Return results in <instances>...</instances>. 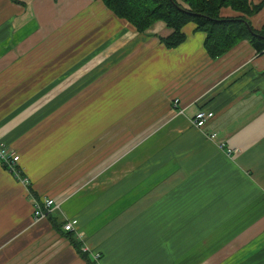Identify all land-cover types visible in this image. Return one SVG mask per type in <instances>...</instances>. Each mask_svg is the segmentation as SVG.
Instances as JSON below:
<instances>
[{"label": "crops", "instance_id": "1", "mask_svg": "<svg viewBox=\"0 0 264 264\" xmlns=\"http://www.w3.org/2000/svg\"><path fill=\"white\" fill-rule=\"evenodd\" d=\"M249 2L261 5L249 17L260 28L264 0ZM87 28L94 33L72 38ZM182 30L185 40L166 48L163 21L139 33L101 0H0V138L17 147L36 195L62 188L60 178L42 181L61 141L48 139L53 128L40 126L39 113L23 122L19 109L28 92L52 91L54 103L55 61L64 60L63 91L79 78L106 123L123 125L114 139L147 127L97 174L94 190L54 201L37 220L28 189L0 163V264H86L64 235L72 218L99 264H264V51L245 39L211 58L203 32L193 23ZM61 35L70 52L57 48ZM198 109L212 113L202 129L191 123ZM84 123L90 135L102 131L101 119ZM69 137L61 160L87 152V138Z\"/></svg>", "mask_w": 264, "mask_h": 264}, {"label": "rangeland", "instance_id": "2", "mask_svg": "<svg viewBox=\"0 0 264 264\" xmlns=\"http://www.w3.org/2000/svg\"><path fill=\"white\" fill-rule=\"evenodd\" d=\"M88 31L91 34L94 33V30L90 28L84 29L82 31L76 29L75 34L74 32L72 34V38L75 37L80 38L82 37V32H88ZM91 34H89V36ZM63 36L64 35H61V37L57 39V43H58L57 48L62 49L65 46L67 52H70V50H68L69 46L65 43V41H69V40L65 36L64 37ZM91 38L92 37H89L87 39L88 42L90 41ZM93 41L94 38L92 39V42ZM71 48H73V44L71 45ZM54 64H55L54 68L56 70V73L60 74V75H56L55 77L56 85H55V93H54L55 96L54 103L51 102L53 96L52 91L50 92L46 91L45 93H41V94H37L36 92H28L24 94L25 100L23 103L24 104L28 103L29 105H27L23 109H19L20 110L19 113L23 111H27L23 119V122L28 118L35 116L36 113H39L38 120L40 126L53 128L52 134L48 136V139L57 142L61 141L59 144L56 145V147H54V151L49 159V163H51L52 161L51 166L49 168V170L51 171L48 172L43 177L42 180L44 184L47 185L49 184L50 177L54 176L51 184L54 183L55 178L57 181L60 178V181L58 182L57 186L62 187L61 190L55 194H40L38 199L34 198L32 194L28 193V196L30 198L33 197V199L38 200V202H40L43 207L45 206V208L47 207L46 204L47 201L49 200L57 202V200L59 199L61 200L64 197L69 198L75 195V193L77 194L81 191H84L87 187H88L87 190L89 189L94 190L95 189L94 183L96 180V176L103 169V167L108 165L115 157L123 153L129 146L131 147L133 144L140 141L147 132V127L143 128L142 126H135L134 132L133 131L126 132L125 135L121 134L118 138L114 139V137L122 130L123 125L122 124L112 125L106 123V110L93 109V107L96 106V104L93 102L94 98L93 96L90 95L89 92L86 91L81 92L78 89L80 85L84 84V82L80 81L79 78L73 77L71 82L72 89L68 92L63 91L64 88L63 81L65 80V77L63 76L64 60L62 59L60 61H55ZM88 80H89L88 85L91 84L94 85L95 83L94 77L88 78ZM106 82H107V77L103 79L101 84L103 85ZM32 99H34V101H32ZM90 101H92L91 109H89L87 106ZM39 102L41 103V105L36 106V103L39 104ZM33 104L34 107L30 108V106H32ZM42 107H45L44 110L47 113L44 116H42V112H43ZM172 112L175 115L180 114L174 111ZM89 118H91L92 121L101 119L102 121L101 132H97L98 134L94 132L93 135H90V129H89L90 124L86 126L84 123ZM70 135H72L73 137L74 136L78 137L81 140L87 138V140L84 142L83 146L81 147V148L85 147L87 152L84 155H82L81 152L80 157L76 158L77 153L81 151L80 149L77 150L76 152H73L71 158L68 157L65 158V160H61L63 154L65 153L66 150L65 148H67V143L69 141ZM205 137L209 139L206 133H205ZM0 142L4 143L6 146L11 148L14 152H16L19 155L18 166L23 171V167L20 164V154L18 152L17 147L14 144L1 140V138H0ZM77 160H81V163H83L80 167L79 165H75ZM84 164L85 167L82 168ZM27 179L29 181V185L31 186L28 177ZM33 206L35 208L36 206L35 202ZM49 207L50 209L53 210V208L58 207V205L56 207H53V203H52ZM32 214H33V219H35L36 217L34 211Z\"/></svg>", "mask_w": 264, "mask_h": 264}, {"label": "trees", "instance_id": "3", "mask_svg": "<svg viewBox=\"0 0 264 264\" xmlns=\"http://www.w3.org/2000/svg\"><path fill=\"white\" fill-rule=\"evenodd\" d=\"M101 1L115 16L130 23L139 33L145 32L156 21H163L171 29L167 36L159 37L160 42L166 48H173L181 44L186 37L182 30L183 26L187 23H193L195 30L205 34L203 47L211 58L223 55L239 41L245 39L251 43L257 52L264 51V22L257 29L253 28L249 22V17L258 13L261 5H251L249 0ZM225 7L231 8L237 15L221 16L220 10ZM17 169L20 177H26L19 166ZM25 187L34 198H39L29 184ZM50 220L53 221L51 217ZM72 231L64 230V235L69 239L81 259L86 264H99L100 255L91 256Z\"/></svg>", "mask_w": 264, "mask_h": 264}, {"label": "built area", "instance_id": "4", "mask_svg": "<svg viewBox=\"0 0 264 264\" xmlns=\"http://www.w3.org/2000/svg\"><path fill=\"white\" fill-rule=\"evenodd\" d=\"M178 103V99H175L173 101V106L176 108ZM178 113H182L181 109H178ZM212 113L204 110V109H198L193 118L191 119V123L193 126H195L196 128L202 129L205 124L207 123V121L211 118ZM206 135L209 137L210 140H214L216 138V134L215 133H206ZM0 163L2 165L5 166V168L7 169L8 172H10V174L19 182H21L24 186L29 184V181L27 179V177H20V173L19 170L17 169V166L19 165V155L14 152L11 148H9L8 146H6L4 143L0 142ZM36 203L35 209H34V213H35V220H37L38 218H41L44 216L45 212H49L50 210V205L53 203V207H56L57 204H55L54 201L49 200L47 201V207L45 208V206L43 207L42 204L40 202H38L37 200L33 199V203ZM77 223V220L75 218L72 219H68L63 223V230L65 231H71L74 230V227ZM97 256V255H96Z\"/></svg>", "mask_w": 264, "mask_h": 264}]
</instances>
